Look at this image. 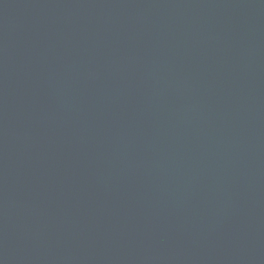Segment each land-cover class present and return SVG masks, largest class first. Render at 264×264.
<instances>
[{"label":"water","instance_id":"95a60500","mask_svg":"<svg viewBox=\"0 0 264 264\" xmlns=\"http://www.w3.org/2000/svg\"><path fill=\"white\" fill-rule=\"evenodd\" d=\"M0 264H264V0H0Z\"/></svg>","mask_w":264,"mask_h":264}]
</instances>
